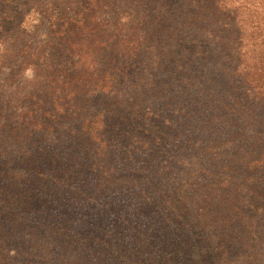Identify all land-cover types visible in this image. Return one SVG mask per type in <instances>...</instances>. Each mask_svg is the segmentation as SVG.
<instances>
[{"label":"trees","instance_id":"trees-1","mask_svg":"<svg viewBox=\"0 0 264 264\" xmlns=\"http://www.w3.org/2000/svg\"><path fill=\"white\" fill-rule=\"evenodd\" d=\"M260 7L0 0V136L22 139L0 156L1 240L55 234L108 264L256 261L264 149L240 89Z\"/></svg>","mask_w":264,"mask_h":264},{"label":"rangeland","instance_id":"rangeland-1","mask_svg":"<svg viewBox=\"0 0 264 264\" xmlns=\"http://www.w3.org/2000/svg\"><path fill=\"white\" fill-rule=\"evenodd\" d=\"M250 33V32H249ZM243 41V55H242V74L243 83L240 89L241 96H243L244 110H245V126L243 127V137L256 148L264 149V9L260 7L257 22L254 29V36L251 38L250 34ZM249 40H252L249 42ZM27 75V72H26ZM29 75V73H28ZM2 102V101H0ZM3 103V102H2ZM0 110L4 112V104H0ZM68 133V132H67ZM65 134V133H64ZM2 136V132L0 133ZM0 136V156L11 157L16 154V150L20 147L22 139L20 135L2 139ZM52 144L58 148L63 147L61 135L50 136ZM71 199V198H70ZM103 204V199L99 198L97 201ZM80 212L76 214L75 219L79 220ZM85 224V223H84ZM83 223L78 224V234L83 231ZM14 228V226H11ZM17 229V228H16ZM16 235H12L11 240H6V243L0 238V245L7 249L14 248L15 252H10L8 255L12 257L17 264H93L98 261L100 264H108L102 259L103 254H99V258H91L90 253L83 250H69L72 246L65 244L64 238L61 236L56 238L55 234H51L48 238L37 237L38 232L27 234L26 228L18 229ZM43 230V229H40ZM262 231V227L258 229ZM4 231H0L3 233ZM263 232V231H262ZM261 233V232H260ZM13 234V232H11ZM79 236V235H78ZM2 251L3 249L0 248ZM98 253V251H97ZM251 254H256L258 257L252 264H264V248L259 251H252ZM252 260V259H250ZM254 260V258H253Z\"/></svg>","mask_w":264,"mask_h":264}]
</instances>
